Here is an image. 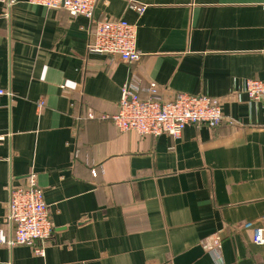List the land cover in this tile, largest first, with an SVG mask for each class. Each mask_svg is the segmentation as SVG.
Masks as SVG:
<instances>
[{"label": "crops", "instance_id": "1", "mask_svg": "<svg viewBox=\"0 0 264 264\" xmlns=\"http://www.w3.org/2000/svg\"><path fill=\"white\" fill-rule=\"evenodd\" d=\"M107 19L136 25L139 61L88 49ZM93 21L0 3V264H172L197 246L192 264H264L251 243L264 226V99L243 90L264 84V0H97ZM124 84L209 97L224 119L176 137L119 132L109 117ZM28 176L53 227L42 256V242L10 244V188Z\"/></svg>", "mask_w": 264, "mask_h": 264}, {"label": "built area", "instance_id": "2", "mask_svg": "<svg viewBox=\"0 0 264 264\" xmlns=\"http://www.w3.org/2000/svg\"><path fill=\"white\" fill-rule=\"evenodd\" d=\"M7 0H0L6 3ZM97 0H27L30 5L48 10H65L72 16L82 15L93 21ZM142 11V9L140 10ZM94 31L88 49L94 53L119 57L127 63H135L141 55L136 49V25L121 19L93 21ZM244 92L251 101L264 99V84L248 79ZM145 98L131 84L121 87L117 112L109 117L119 132H133L140 137H176L189 125L218 126L224 119L221 105L206 96L176 94L164 99L151 84ZM6 92L0 89V96ZM42 105V103H41ZM88 118H94L89 112ZM102 116L101 118H103ZM3 137H0V140ZM7 203V220L14 226L12 245L34 246V253L42 256L43 244L50 240L53 231L43 191L33 176H28L21 186L10 188ZM251 243L264 247V226L257 227L251 235ZM218 245V238L214 241Z\"/></svg>", "mask_w": 264, "mask_h": 264}, {"label": "water", "instance_id": "3", "mask_svg": "<svg viewBox=\"0 0 264 264\" xmlns=\"http://www.w3.org/2000/svg\"><path fill=\"white\" fill-rule=\"evenodd\" d=\"M202 255H203V249L200 246H197L187 251L186 253L178 257H175L172 260V264H192Z\"/></svg>", "mask_w": 264, "mask_h": 264}]
</instances>
